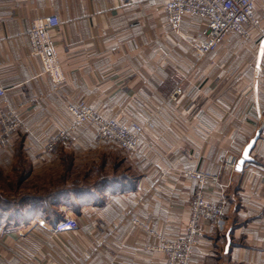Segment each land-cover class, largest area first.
I'll use <instances>...</instances> for the list:
<instances>
[{"label": "crops", "instance_id": "obj_1", "mask_svg": "<svg viewBox=\"0 0 264 264\" xmlns=\"http://www.w3.org/2000/svg\"><path fill=\"white\" fill-rule=\"evenodd\" d=\"M52 13L59 85L28 35L33 19ZM255 14L264 30V0H255ZM206 25L185 15L171 31L163 0H0L2 104L19 119L9 132L0 123V190H30L54 205L47 218L58 217L45 220L40 206L28 223L0 227V264H166L142 225L184 234L196 188L184 171H219L258 127L252 160L209 188L212 199L225 195L226 208L216 226L202 222L192 264H264V46L259 29L245 24L247 39L230 32L198 57L190 40ZM80 99L120 123L150 119L139 152L98 141L90 123L74 131L71 147L45 152L47 136L72 120L68 104ZM16 171L24 178L13 186ZM63 215L78 226L54 233Z\"/></svg>", "mask_w": 264, "mask_h": 264}, {"label": "built area", "instance_id": "obj_2", "mask_svg": "<svg viewBox=\"0 0 264 264\" xmlns=\"http://www.w3.org/2000/svg\"><path fill=\"white\" fill-rule=\"evenodd\" d=\"M166 20L169 29L178 31L183 16L190 15L207 20V25L197 30L190 46L198 57H205L214 51L223 38L230 32H237L247 39L248 32L244 25L250 24L259 29L264 46V30L259 26V19L255 14V0H163ZM60 24L57 14H47L33 19L28 30L32 50L41 60L44 71L51 77L55 85L65 81L61 63L51 32ZM264 84V72L261 75ZM179 89L172 91V98H176ZM6 89L0 85V123L5 132L11 131L19 124L17 114L6 109L2 104ZM67 111L72 116L71 122L50 134L43 143V150L55 153L58 147H71L74 144V131L90 123L95 127L96 138L100 142L114 141L127 154L139 152L141 137L147 129L153 128L150 119L120 123L115 118L105 117L95 111L88 103L80 99L71 102ZM238 155L233 152L225 154L220 163V169L209 172L200 169H187L185 176L196 182V188L191 200V208L187 228L178 237H166L160 232L148 227H142L159 240L156 248L165 254L166 264H192V254L197 238L201 234V224L216 226L222 219L226 208V197L221 193L216 199L209 195L210 187L220 185V174L223 171L236 172ZM138 225L139 222L135 221ZM78 226L73 216H62L53 222L51 229L54 233L74 229Z\"/></svg>", "mask_w": 264, "mask_h": 264}, {"label": "trees", "instance_id": "obj_3", "mask_svg": "<svg viewBox=\"0 0 264 264\" xmlns=\"http://www.w3.org/2000/svg\"><path fill=\"white\" fill-rule=\"evenodd\" d=\"M23 178V174L20 172L16 176V183H21ZM39 201L40 199L37 195L30 197L26 193L18 197L0 195V227L10 228L28 223L38 213L40 206L44 207L40 214L45 220L49 221L58 218L56 215H51V218H47V215H44V211H54V205L52 203H39Z\"/></svg>", "mask_w": 264, "mask_h": 264}, {"label": "water", "instance_id": "obj_4", "mask_svg": "<svg viewBox=\"0 0 264 264\" xmlns=\"http://www.w3.org/2000/svg\"><path fill=\"white\" fill-rule=\"evenodd\" d=\"M260 133H261V127H258L254 135L244 146L240 156L237 159L236 170L241 171L243 169L244 164L252 160L251 150L255 146V143L258 140Z\"/></svg>", "mask_w": 264, "mask_h": 264}, {"label": "rangeland", "instance_id": "obj_5", "mask_svg": "<svg viewBox=\"0 0 264 264\" xmlns=\"http://www.w3.org/2000/svg\"><path fill=\"white\" fill-rule=\"evenodd\" d=\"M107 142H113V143H115L114 141H107ZM117 146V145H116ZM118 147V146H117ZM119 148V147H118ZM120 150H122L121 148H119ZM123 152H125L124 150H122ZM126 153V152H125ZM116 161L119 163V164H121L120 163V160L119 159H116ZM20 174V172H18V171H16V173L12 176V180H11V184L13 185V186H15V185H17V183H16V176L17 175H19ZM3 183H4V181H3ZM18 184H20V183H18ZM0 191H2L1 193H0V195H3V196H5V197H13L14 195H12L14 192H15V189H12V188H8V189H1ZM30 190H23L22 189V191H21V193L20 194H18V195H22V194H25V193H28ZM23 192H25V193H23ZM64 216V215H63ZM65 216H68V215H65ZM76 219V218H75ZM76 222H77V220H76Z\"/></svg>", "mask_w": 264, "mask_h": 264}]
</instances>
